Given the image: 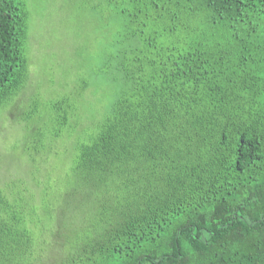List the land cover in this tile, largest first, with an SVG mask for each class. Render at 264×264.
<instances>
[{"label": "trees", "instance_id": "obj_1", "mask_svg": "<svg viewBox=\"0 0 264 264\" xmlns=\"http://www.w3.org/2000/svg\"><path fill=\"white\" fill-rule=\"evenodd\" d=\"M87 4L92 52L3 155L0 264H264V0ZM37 20L0 0V111Z\"/></svg>", "mask_w": 264, "mask_h": 264}, {"label": "rangeland", "instance_id": "obj_2", "mask_svg": "<svg viewBox=\"0 0 264 264\" xmlns=\"http://www.w3.org/2000/svg\"><path fill=\"white\" fill-rule=\"evenodd\" d=\"M27 1L30 14L35 20L37 17L40 18V21H36L38 25L30 29L28 41L31 51L29 87L12 104L0 111V160L2 158L6 161V164L0 162V167L3 168V171L7 169L10 172H14L16 167L6 157L3 159V155L9 156L11 159L18 156L25 157L21 153L24 152L25 148L22 144L26 142L23 132L27 126V121L24 118L29 115L36 98L40 97L38 96L40 92L44 93L43 95L47 94L48 86L53 82L57 84L60 82L61 84L62 74L65 70H62L61 65L64 63L63 65L66 66L67 58L73 56L70 51V40L77 44L76 53L82 52L85 56L92 52L91 48L87 51L85 45L94 40V25L91 17L95 18V12L86 10L87 0ZM62 21L71 23L67 30ZM75 35L80 36V38L76 39L75 37L74 39ZM37 86L43 89L34 91ZM47 262L58 264L57 256L53 254Z\"/></svg>", "mask_w": 264, "mask_h": 264}]
</instances>
